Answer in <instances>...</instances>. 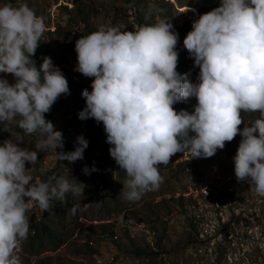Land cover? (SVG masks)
Instances as JSON below:
<instances>
[{
	"label": "clouds",
	"instance_id": "9594fccd",
	"mask_svg": "<svg viewBox=\"0 0 264 264\" xmlns=\"http://www.w3.org/2000/svg\"><path fill=\"white\" fill-rule=\"evenodd\" d=\"M45 31L44 18L27 4L0 3V73L14 78L10 84L0 76V129L8 132L15 121L23 134L37 135L34 150L20 146V134L0 143V264H22L17 249L28 237L34 204L50 213L51 201L67 193L83 197L85 187L54 175L33 181L25 167L48 150L59 161L75 162L88 146L81 134L73 150L64 151L62 132L45 118L57 98L69 94L50 57L42 58L39 69L32 59ZM177 40L170 19L163 18L135 31L100 26L80 36L74 70L93 79L90 91L81 90L85 104L78 118L102 122L109 155L126 173L128 201L159 188L158 165L169 164L175 153L211 157L238 133L234 175L264 196V0H220L192 21L182 44L199 68L197 82L177 71ZM191 97V112L172 107ZM242 112L258 118L240 128ZM95 170L82 167L85 174ZM70 211L75 215L77 208Z\"/></svg>",
	"mask_w": 264,
	"mask_h": 264
},
{
	"label": "rangeland",
	"instance_id": "374dc122",
	"mask_svg": "<svg viewBox=\"0 0 264 264\" xmlns=\"http://www.w3.org/2000/svg\"><path fill=\"white\" fill-rule=\"evenodd\" d=\"M8 2L27 4L46 17V31L32 58L39 69L42 58L50 57L67 80L69 94H61L54 102L58 108L52 120L54 128L62 132L63 150H73L77 135L88 141L81 160L59 161L48 150L38 152L36 165L25 162L33 181L54 175L70 182L75 178L85 187L83 197L67 193L64 200L51 201L50 213L33 205L28 213V237L17 249L22 264H264V196L256 194L246 181H237L233 171L239 133L211 157L189 159L187 152L175 153L169 164L158 165L163 177L159 188L128 201L122 187L126 173L109 155L102 122L89 118L90 127L77 116L85 102L81 90L90 91L93 79L74 70V44L80 36L100 26L135 31L140 19L145 18V24L170 19L178 33L177 71L189 73V80L197 82L199 68L182 41L192 21L218 6L220 0H0ZM77 3L88 13L86 24L74 11ZM150 5H155L151 11ZM155 9L162 11L159 14ZM0 76L14 82L10 73ZM195 103L191 97L172 107L191 112ZM241 116L239 127L243 128L258 113L242 112ZM7 128L8 132L0 129V143L20 134V146L35 149V133L23 134L15 121ZM85 165L89 169L94 165L96 170L85 174ZM73 207L77 208L75 215L70 211ZM40 222L55 231L51 246H42L35 241L38 235L33 237L34 226Z\"/></svg>",
	"mask_w": 264,
	"mask_h": 264
},
{
	"label": "trees",
	"instance_id": "16d2710c",
	"mask_svg": "<svg viewBox=\"0 0 264 264\" xmlns=\"http://www.w3.org/2000/svg\"><path fill=\"white\" fill-rule=\"evenodd\" d=\"M8 3H12L14 5H17L15 2H8ZM171 4V3H170ZM77 14L78 17H80V19L82 20V23L86 24L88 22V13L82 8V5L78 4L75 6V10H74ZM161 11H159L160 14ZM36 15L41 16V17H45L43 12H35ZM143 20H146L145 18L140 19V21L138 22V26L144 25L145 23H143ZM61 28L59 27L58 30H60ZM48 34L54 35V33H52L51 31H49ZM37 50V49H36ZM33 59V58H32ZM85 102L83 103V107H84ZM82 107V108H83ZM57 106L55 105V103L51 106L49 112L45 113V118L47 120H50L52 122L54 116L57 113ZM86 124H90V127H92L90 121L91 119L87 118L85 119ZM239 127V126H238ZM93 132L94 134L96 133V130L93 126ZM238 135V134H237ZM237 135L235 136L237 138ZM235 137L233 139H235ZM232 139V140H233ZM231 140V141H232ZM230 141V142H231ZM230 142H225L224 146H227ZM105 152V150H103ZM36 229V233L34 234L33 237H36L38 235V237L35 239V241H38L39 244H41L42 246H44V243H49V245L51 246L52 243L54 241H56V234L53 228L50 227L49 224H47L46 222H40L39 224L34 226Z\"/></svg>",
	"mask_w": 264,
	"mask_h": 264
}]
</instances>
